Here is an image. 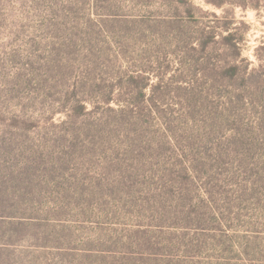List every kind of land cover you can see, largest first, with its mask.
I'll use <instances>...</instances> for the list:
<instances>
[{
	"label": "rangeland",
	"instance_id": "374dc122",
	"mask_svg": "<svg viewBox=\"0 0 264 264\" xmlns=\"http://www.w3.org/2000/svg\"><path fill=\"white\" fill-rule=\"evenodd\" d=\"M145 1L0 0V95L6 94L0 100L8 108L0 110L5 118L0 139L14 147L3 158L2 173L20 167L22 156L45 157L50 177L38 180L37 187L46 191V209L57 207L49 212L55 218L49 230L53 247L34 263L264 264V138L256 146L247 144L250 138L244 145L234 138L185 137L163 144L167 138H156L163 133L158 125H129L104 113L130 106L132 94L119 86L111 101H102L100 94L110 89L118 68L142 63L112 55L120 50L113 43L118 28L101 25L99 14H169L175 9L162 0ZM191 2L203 20L190 30L213 24L212 13L232 10L235 26L245 32L243 56L249 58L250 70L264 69L263 2L257 8L229 3L235 0L223 7L204 0L208 8ZM185 49L179 43L165 46L152 82L159 72L169 78L181 64L188 68L182 60ZM149 59L146 55V66L153 65ZM125 89L129 91L126 84ZM172 96L161 106L180 109ZM12 97L17 106L6 101ZM81 103L90 113H77ZM250 107L261 122L264 99ZM10 114L30 115L33 128L18 132L7 123ZM87 116L92 118L85 121ZM99 131L105 138L97 136ZM3 132L8 138H2ZM136 132L148 138H131ZM218 144L225 154L193 184L172 189L169 175L158 174L156 158L212 160ZM166 167L159 172L165 174Z\"/></svg>",
	"mask_w": 264,
	"mask_h": 264
},
{
	"label": "trees",
	"instance_id": "16d2710c",
	"mask_svg": "<svg viewBox=\"0 0 264 264\" xmlns=\"http://www.w3.org/2000/svg\"><path fill=\"white\" fill-rule=\"evenodd\" d=\"M162 1L174 5V11L169 14L153 11L99 14L101 25L112 24L118 28L113 34V43L120 50L112 55L116 59L122 56L129 60L132 57L134 62L142 63L139 66L128 64L126 69L118 68L111 79L110 89L103 90L100 94L104 98L102 101H111L115 86H119L124 93L132 94L130 106L110 107L104 113L109 112L115 119L121 118L129 125H158L163 133H159L156 138H167L163 144L171 142L173 145L174 138L176 141L177 138L184 137L234 138L232 140H241L240 145H244V140L250 138L248 145L260 144L259 138H264V116L258 122L257 119L262 116L258 117L250 106L256 99H264V69L260 66L250 70L249 58L243 56L245 32L235 26L233 11L225 9L223 15L212 13L214 19L210 21L213 24L198 25L195 30H190L193 24L202 23L200 20H203L198 15L199 9L191 0ZM206 1L219 7L228 3V0ZM261 2L264 3V0H235L229 3H237L244 8H257L261 6ZM180 5L185 7L184 10H180ZM175 43L187 47L182 60L189 67L184 68V64H181L179 71L169 78L164 76V72H159L157 80L152 82L156 75L155 62L162 57L160 51ZM146 55H149L152 66H146ZM257 57L263 60L258 54ZM262 85L261 89L258 88ZM169 94L179 101L180 109L161 106V102ZM0 98L5 100L6 94L2 92ZM15 99L12 97L6 101L14 102L17 106ZM4 103L5 101L0 100L1 111L8 109L2 107ZM76 111L84 115L90 113L84 103L77 106ZM263 114L264 112L261 113ZM69 116L73 118L74 114ZM91 118L87 116L84 120ZM7 120L8 125L18 132L29 133L28 130L34 126L30 115L10 114ZM193 125L197 128L196 133ZM99 135L105 138L100 131L97 136ZM134 136L131 138H148L140 133ZM2 138H8L6 132L2 133ZM13 149L12 145L0 139V264H35V259L53 247L49 230L55 218L49 212L52 209L57 211V207L54 205L47 210L42 199L46 191L37 187L38 180L49 179V165L46 164L45 157L22 156L24 159L20 167L3 174V158L10 155ZM175 151L172 148V152ZM224 154L225 151L218 144L212 160L194 156L186 160L181 156L180 159L171 157L168 160L156 158L155 164L162 178L169 175V186L174 189L178 184L190 185L196 182L198 174ZM163 164L167 166L165 174L159 172ZM145 178L146 176L143 177ZM73 190L76 191V186Z\"/></svg>",
	"mask_w": 264,
	"mask_h": 264
},
{
	"label": "clouds",
	"instance_id": "9594fccd",
	"mask_svg": "<svg viewBox=\"0 0 264 264\" xmlns=\"http://www.w3.org/2000/svg\"><path fill=\"white\" fill-rule=\"evenodd\" d=\"M197 3L201 4L203 7L208 8L211 7V5H208L207 3L204 2V0H197ZM217 11H220L219 9H217ZM252 15V13L250 12V16ZM247 54V53H246Z\"/></svg>",
	"mask_w": 264,
	"mask_h": 264
}]
</instances>
